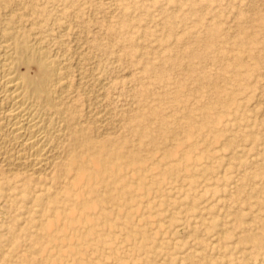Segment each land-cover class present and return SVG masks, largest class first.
Wrapping results in <instances>:
<instances>
[{
	"label": "rangeland",
	"instance_id": "374dc122",
	"mask_svg": "<svg viewBox=\"0 0 264 264\" xmlns=\"http://www.w3.org/2000/svg\"><path fill=\"white\" fill-rule=\"evenodd\" d=\"M0 29L59 144L0 158V264H264V0H0Z\"/></svg>",
	"mask_w": 264,
	"mask_h": 264
},
{
	"label": "bare ground",
	"instance_id": "6f19581e",
	"mask_svg": "<svg viewBox=\"0 0 264 264\" xmlns=\"http://www.w3.org/2000/svg\"><path fill=\"white\" fill-rule=\"evenodd\" d=\"M13 10H11V12ZM7 14H9V13H7ZM10 14H12V13H10ZM14 23H17V22L15 21ZM15 31H17V30H15ZM7 39L9 40V38H7ZM3 41H5V40H3ZM2 44H3V42H2ZM6 44H4V45H6ZM37 44H38V42H37ZM18 45H19V49H20L21 53L26 54V46L20 45V44H18ZM4 52H5V49H4ZM4 52L0 54V158L2 159L1 162L4 163L5 166H8V167L15 165V166H18V168H20L22 166V167L30 170V172L32 171L33 173H37V171L41 168V166L47 161L49 154L51 152L54 153L57 150H59L57 148V146L59 144L58 145L56 144L57 146L55 144H53L54 135L52 133V128L56 129V126L53 125V123H52L53 121L51 122L52 123V126H51V124L49 122V121H51V119L48 121L49 118L46 120L43 118V115L41 114L46 109L53 107V104H54L53 98L54 97H53L52 91H51V82L52 81L47 76L39 75L35 80V85L37 88L36 90L39 92V95H38L37 101H32L31 100L32 94L25 92V90L23 89V87L19 81L20 79L18 78V76L14 72V70L10 67L11 55L9 56V55L5 54ZM10 53H11V51H10ZM13 53H15V52H13ZM62 55H64V54H62ZM66 58L68 59L69 57H66ZM15 60L16 59L14 58L13 61H15ZM76 65H77V63H76ZM65 77H67V76L65 75ZM56 79H57V77H56ZM57 80H56V83L58 84ZM66 80H68V79H66ZM53 82H55V81H53ZM78 83H79V81H78ZM50 114L53 115L54 113H50ZM46 116L48 117V115H46ZM92 119H94V118H92ZM55 123H56V121H55ZM53 126H55V127H53ZM55 129H53V130L55 131ZM57 136H59V135H57ZM55 140H57V139H55ZM56 143H58V142H56ZM10 149H13L15 151V153L12 155V158L10 157V160L14 159L11 164L7 163V159H9V157L8 158L4 157L6 154H8L7 151ZM77 154H78V152H77ZM9 155L10 154H8V156ZM111 155L114 158L119 156L117 153H114ZM79 156H81V155L78 154L75 157L76 160L78 159ZM10 160H8V161H10ZM54 160H55V158H54ZM15 166H14V169H15ZM57 166L59 167V170L62 173L64 171L62 168V163H60L59 165L57 164ZM8 167H7V169H8ZM39 172L41 173L42 171H39ZM36 175L38 176V173ZM92 179H94V178H92Z\"/></svg>",
	"mask_w": 264,
	"mask_h": 264
}]
</instances>
